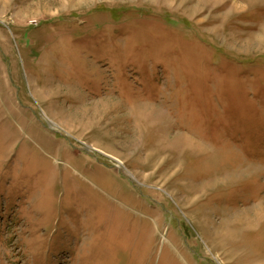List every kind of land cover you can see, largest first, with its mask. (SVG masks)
Wrapping results in <instances>:
<instances>
[{
    "label": "rangeland",
    "instance_id": "374dc122",
    "mask_svg": "<svg viewBox=\"0 0 264 264\" xmlns=\"http://www.w3.org/2000/svg\"><path fill=\"white\" fill-rule=\"evenodd\" d=\"M0 264H264V0H0Z\"/></svg>",
    "mask_w": 264,
    "mask_h": 264
}]
</instances>
